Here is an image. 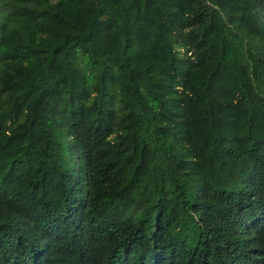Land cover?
I'll list each match as a JSON object with an SVG mask.
<instances>
[{
	"label": "trees",
	"instance_id": "trees-1",
	"mask_svg": "<svg viewBox=\"0 0 264 264\" xmlns=\"http://www.w3.org/2000/svg\"><path fill=\"white\" fill-rule=\"evenodd\" d=\"M0 264H264V0H0Z\"/></svg>",
	"mask_w": 264,
	"mask_h": 264
}]
</instances>
